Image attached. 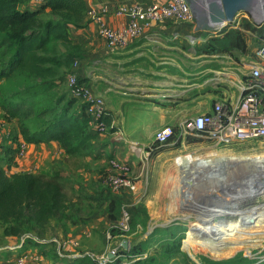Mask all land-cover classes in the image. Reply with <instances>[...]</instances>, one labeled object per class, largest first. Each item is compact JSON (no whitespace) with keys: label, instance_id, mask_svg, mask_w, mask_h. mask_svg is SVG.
I'll return each mask as SVG.
<instances>
[{"label":"rangeland","instance_id":"obj_1","mask_svg":"<svg viewBox=\"0 0 264 264\" xmlns=\"http://www.w3.org/2000/svg\"><path fill=\"white\" fill-rule=\"evenodd\" d=\"M255 11L257 10L254 9V13L239 12L233 23L225 22L226 24L221 28H219V24L215 29L205 31V34L212 37L219 36L232 28L243 30L244 26H251L250 31L245 32L248 46L246 58L249 65L256 60L255 52L264 43V20L260 21L264 17L259 16L260 18H258ZM193 14V24L199 28L197 17H200V14L198 10H195ZM207 44L208 42L204 45L202 43L192 45L191 42H184L181 55L178 54L173 61H169L164 66L161 65V62H157L158 69L168 72L167 75H162L161 78L155 80L160 84L155 88L157 94L176 92L179 97L177 100L188 99L191 101L200 92L206 90L205 86L211 88L214 82L217 84L214 86H232L229 88L236 90L241 79L238 82L233 81L231 65L228 62L231 60L240 62V58L245 54L233 51L232 53L212 56H197L195 50L199 48L198 46H206ZM135 77L137 79H133ZM135 77L129 81L128 89L125 92L132 94L130 98L132 104L141 106L144 102L143 96H145L146 88L147 90L150 88L144 87L143 79L148 77L144 73V65L135 71ZM80 80L85 81L82 77ZM108 81L110 82L107 85L112 86L111 79ZM30 86L25 76L19 75L13 80L0 76V166L6 169L9 168V165L14 167V159L16 158V156L6 154V150L10 149L11 146L16 148L18 143H15L21 139L19 137V122L17 120L10 121L3 110L6 100H10L11 97L14 99L13 94L17 92L24 93L25 99L32 101L35 105H54L60 97L65 98V102L75 99L67 90V80L60 84L57 91L46 92L42 89L35 96H29L31 95ZM129 88L134 89V91L131 93ZM215 91L219 92L218 89ZM79 106L77 103L75 109ZM193 112L187 111L189 113L187 119L204 113L206 110ZM32 125L30 124V126ZM179 128L177 127L176 130ZM142 154L145 156L144 152ZM160 154L162 156H159ZM213 154H217L215 158L221 161L220 165L211 164L209 161L201 166H187L180 163V160L185 156L210 159ZM238 159L239 162L236 161ZM142 160L137 165L140 171L132 173L131 170L130 173L138 182V191L134 194L123 195V197L129 195L128 207L132 213V229L129 234L131 248L137 246L142 248L141 252L136 255L147 254L146 259H148L159 250L162 244L181 239V252L186 254L188 259L179 256L169 264H184L189 260L190 264H207V262H225L238 257L249 260L251 264H264V198L246 205V207L251 208L254 205L256 210L240 215L230 216L228 213L227 217L215 221L210 214L218 205L213 195L221 200L236 194L239 190L248 189L259 183L254 180L244 184L237 183L238 180L236 181V179H240L241 175L243 176L242 172L250 169L249 165L264 162V141L223 147L192 137L174 138L170 144L163 147H156L154 144L151 154ZM92 166H95L94 163ZM36 171L38 170L35 169ZM45 173V171H40L36 174ZM51 174L60 176L58 171ZM60 178L69 198L80 196L79 202L75 206L77 213L72 212L74 213L72 216L76 219L79 215L89 216V208L81 201V198L84 197V191L81 187L77 192H70L65 185L64 178L62 176ZM227 180L231 181L230 185H228ZM103 190L105 195L106 192L107 195L111 193L107 188ZM245 204L246 202H242L240 205ZM120 212L121 210L118 209L116 213L118 218ZM114 228L117 229L116 223L108 227L106 234ZM2 238L0 226V242ZM50 238L63 240L56 234H52ZM19 243L20 241L15 239L7 245ZM208 243L214 245V252L208 249ZM33 246L31 247L33 248ZM31 251H34V248ZM52 258L56 260L54 256ZM81 260H84L81 262L82 264H94L89 257ZM131 260L128 259L127 264L135 262Z\"/></svg>","mask_w":264,"mask_h":264},{"label":"crops","instance_id":"obj_2","mask_svg":"<svg viewBox=\"0 0 264 264\" xmlns=\"http://www.w3.org/2000/svg\"><path fill=\"white\" fill-rule=\"evenodd\" d=\"M23 1L24 7L31 11L41 9V0ZM84 1L88 8L87 17L80 28L74 27L70 30L74 43L82 47L84 58L77 62L72 72L82 77L90 88L104 98L108 109L107 123L110 129L105 133H98L94 126L89 125L90 135L95 136L93 150L91 153L80 156L68 155L57 142L29 145L23 157L16 155L14 167L8 173L36 174L45 171V174L52 175V172L58 171L70 192H77L81 187L84 191L81 201L89 208V216L79 215L75 224L69 221H53L47 230V235L42 237L49 238L52 234L59 235L62 239L69 241L71 251H76L75 248L79 246L78 251L81 252H102L107 245V229L115 223L109 220L108 202L105 198L101 203L92 198L99 196L103 189H109L103 180L109 161L115 159L129 164L132 173L139 172L137 165L139 161H143L142 158H147L148 150L154 145V135L157 130L165 126L180 127L187 120L189 115L187 111L199 112L203 109L208 111L214 101L225 98L235 99L238 89L229 88L232 86H214L217 85L214 82V85L210 84L211 88L205 86L206 90L200 92L191 101L177 100L176 92L157 94L155 88L160 84L155 80L168 73L166 70L158 69L157 62H161L164 66L169 61H173L178 54L181 55L184 42H190L189 36L196 38L197 45L199 43L204 45L212 36H206L205 31L196 28L193 23L177 24L169 21L151 24L145 29L141 38L131 40L127 47L110 50L106 41L99 37V17L108 26L121 28L130 21L127 15L117 14L121 6L135 1L144 4H159L163 0ZM255 9L257 16L264 15V8L258 0H256ZM46 13L48 10L44 12ZM198 47L200 48L201 45ZM197 49L195 50L197 56H209L200 55ZM246 57V55L241 57L240 62H235V60L228 62L231 65L234 82H238L248 73L249 61ZM142 65H144V73L148 76L143 79L144 87L150 88L148 90L146 88L145 96H143L144 106H137L131 102L132 94H126L125 90L128 89L127 86L132 77H135V71L141 69ZM147 78L150 79L147 80ZM108 79H111L112 86L107 85L110 82ZM210 81L212 82L211 79ZM217 89L219 92L215 91ZM129 91L132 93L134 89L129 88ZM78 103L80 105L78 112H80V109L84 107L80 101ZM11 147L14 149V146ZM88 164H90L89 167ZM35 169L38 171L35 172ZM79 198L78 195L70 199L76 202ZM112 198L120 201L124 199L130 203L129 195L123 197L112 193ZM1 235L3 238L0 244L3 246L17 238L4 237L2 229ZM33 248L34 251L31 252L34 254L47 250L43 247L33 246ZM33 248L31 247L30 250ZM45 253L47 257H45L44 264H82L81 262L84 261L72 259L75 252H70L73 253L71 257L63 260H52V251L47 250L43 254Z\"/></svg>","mask_w":264,"mask_h":264},{"label":"trees","instance_id":"obj_3","mask_svg":"<svg viewBox=\"0 0 264 264\" xmlns=\"http://www.w3.org/2000/svg\"><path fill=\"white\" fill-rule=\"evenodd\" d=\"M46 10L48 13L44 14ZM87 14L84 0H41V9L37 11L24 7L23 0H0V76L8 80L25 76L31 85L29 96L37 95L42 89L57 91L60 84L68 80L74 65L84 58L82 47L74 43L70 30L80 28ZM250 29L251 26L246 25L243 30L232 28L213 36L206 46L197 49V53L212 56L239 51L246 55L245 32ZM13 97L6 100L3 110L10 121L19 122V137L27 144L57 142L73 157L92 152L95 136L89 133L90 119L84 108L80 112L79 107L75 109L77 100L65 102L66 99L60 97L54 105L44 106L25 99L24 93H14ZM106 124L108 126L107 120ZM16 153L17 149L13 147L6 150L9 156H16ZM11 167L0 166V226L4 237L19 238L27 233L45 236L53 221L77 223L72 212H75L79 200L74 202L68 197L60 176L9 175ZM103 198L108 202L109 220L116 223L120 218L116 213L121 210L122 202L113 199L112 192L105 195L104 190L92 199L101 203ZM110 232L115 236L119 233L115 228ZM207 247L214 252L213 244L208 243ZM141 250V246H137L129 253L136 255ZM124 254L128 255V252L124 251ZM179 256L188 259L181 252V239L162 244L148 259L136 260L133 264H169ZM184 264H190V260ZM207 264L251 262L238 257Z\"/></svg>","mask_w":264,"mask_h":264},{"label":"built area","instance_id":"obj_4","mask_svg":"<svg viewBox=\"0 0 264 264\" xmlns=\"http://www.w3.org/2000/svg\"><path fill=\"white\" fill-rule=\"evenodd\" d=\"M258 2L264 8V0H258ZM117 14L127 15L130 19L129 23L121 28H112L105 24L101 17L98 18L99 37L106 41L110 50L127 47L131 40L141 38L145 29L151 24L169 21L184 24L193 23L194 20L188 0H163L159 4L135 1L121 6ZM262 20L264 18L260 21ZM189 40L192 45L197 43L193 36H189ZM255 54L257 58L255 62L248 65V73L240 80L237 86L238 95L235 99L225 98L215 101L210 110L187 119L178 130L173 126H165L157 130L154 135L156 147L166 146L174 138L187 137L223 147L264 141V43L258 47ZM76 65L77 63L74 67ZM67 89L73 98L83 104L84 111L90 119V125L94 126L98 133L109 131L110 128L106 124L108 109L104 98L82 82L75 72L68 75ZM28 148L29 144L21 138L16 147L17 157H23ZM151 151L152 148L148 150L147 157ZM131 170L129 164L112 159L103 176L104 183L114 194L120 196L134 194L138 191V182L130 175ZM121 202L120 218L116 222L119 233L116 236L111 232L106 234L107 245L102 252L71 251L70 243L65 239L43 238L27 233L16 238L20 241L19 244L4 246L0 244V264H44L46 256L43 253L47 250L52 251L56 260L68 259L73 254L70 252H75L72 259L89 257L94 264H115L118 261L121 264H127L128 259H132L131 261L146 259L147 254H124V251L129 253L131 250L129 234L132 229V213L128 203L124 199ZM125 242H128V248L124 247ZM32 245L47 248V250L45 249L43 253L38 250L39 252L34 254L29 249ZM78 247L75 250L79 249Z\"/></svg>","mask_w":264,"mask_h":264},{"label":"bare ground","instance_id":"obj_5","mask_svg":"<svg viewBox=\"0 0 264 264\" xmlns=\"http://www.w3.org/2000/svg\"><path fill=\"white\" fill-rule=\"evenodd\" d=\"M225 25V22L220 24L219 28ZM217 154H213L210 159L203 158L198 159L191 156H185L180 160V163H184L185 165L189 166H201L205 162L209 161L211 164H217L220 165V160H217L215 158ZM239 162V159L236 160ZM250 169H248L246 172H242L243 176L241 175V178L245 177L243 180H240L239 178L237 183H246L247 181L254 180L256 185H253L249 187L248 189L239 190L236 194L229 195L225 198L217 199L216 196L213 195V198L218 202V205H216L215 209L210 213L211 217L216 221L219 218L227 217L228 213H230V216L233 215H240L245 212L256 210L253 205V208L246 207L247 204L254 203L257 199L264 198V162L259 163L256 162L255 165H249ZM192 169V168H191ZM259 175V177H257ZM233 180V179H232ZM228 185L231 183L230 180H227ZM232 185V184H231ZM229 187V186H228ZM212 197V196H211ZM242 202H246L245 205H240ZM233 213V214H232Z\"/></svg>","mask_w":264,"mask_h":264},{"label":"water","instance_id":"obj_6","mask_svg":"<svg viewBox=\"0 0 264 264\" xmlns=\"http://www.w3.org/2000/svg\"><path fill=\"white\" fill-rule=\"evenodd\" d=\"M193 13L198 10L197 25L203 31L213 30L217 25L233 23L239 12L254 13L256 0H188ZM125 248L129 247L125 242Z\"/></svg>","mask_w":264,"mask_h":264}]
</instances>
